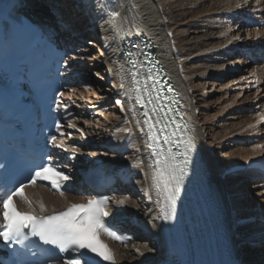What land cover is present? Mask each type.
<instances>
[{
  "label": "bare ground",
  "instance_id": "obj_1",
  "mask_svg": "<svg viewBox=\"0 0 264 264\" xmlns=\"http://www.w3.org/2000/svg\"><path fill=\"white\" fill-rule=\"evenodd\" d=\"M23 4L26 13L61 44L74 49L67 61L68 76L74 81L63 96L77 118L68 123L67 137L60 140L68 150H79L72 155L71 175L77 179L81 169L91 170L104 161L126 182L127 196L113 198L109 211L118 209L126 216L138 238L128 245L111 243L118 264H157L163 253L150 152L138 116L124 95L128 88L123 49L138 43L140 34L157 47L159 59L183 95L225 209L237 258L244 264H264V178L239 169L264 156V148L258 147L264 145L260 119L264 28L246 21L264 17V0H24ZM113 11L120 14V32L109 23ZM235 36L240 39L234 40ZM250 54L261 62L253 63ZM117 99L123 102V111ZM29 192L35 212L41 202L49 212L81 200L42 187ZM117 200L125 204L117 206Z\"/></svg>",
  "mask_w": 264,
  "mask_h": 264
},
{
  "label": "snow or ice",
  "instance_id": "obj_2",
  "mask_svg": "<svg viewBox=\"0 0 264 264\" xmlns=\"http://www.w3.org/2000/svg\"><path fill=\"white\" fill-rule=\"evenodd\" d=\"M119 15L115 11L110 13L109 23L112 24L116 32L121 31L117 23ZM233 39L239 40L240 37L235 36ZM128 63L132 69L130 76L135 96L133 98L128 95V91H125L124 95L128 96L132 111H139L143 117L142 121H137V125L140 131L147 136V148L153 157L150 165L152 183L157 195V203L161 204L158 219L171 222L176 219L177 201L195 164L194 156L198 150L196 137L182 116L179 120L177 119L178 109L166 108L156 103L159 97L152 96V92L157 90L158 82L155 78L150 74L141 78L140 73L136 70L135 61L129 60ZM149 82L151 83L149 84ZM120 88L124 89L125 85L121 83ZM116 103L121 105V111H123V102L117 99ZM150 105L151 107H149ZM260 119L264 120V115H261ZM69 126L76 127L75 124ZM60 128L61 126L57 124V132H60ZM125 131L130 132L131 130L125 129ZM161 133H163V137H161ZM60 134L63 135V133ZM47 142L54 148L68 151L67 146L55 135L50 136ZM258 147L264 148V145ZM78 151L73 147L71 154L75 156ZM47 159L51 161L52 157L49 156ZM244 159L247 162L249 158L245 157ZM134 166L139 167V164ZM69 179L70 177L65 172L53 164L47 163L37 166L29 176L28 183L34 185L38 180L49 181V186L54 191H60L63 195L62 185ZM24 189V183L11 188L0 187V218L3 220V223L0 224V238L6 242V245L8 243L19 244L30 237H36L44 245H52L61 253L80 254L74 258L64 259L63 264H81V258H83L84 264H98L95 258L115 264L112 250L100 239L101 233H106L117 241L123 242L125 239L107 223V218L110 216L109 197L94 196L86 203H74L66 209L54 210L51 213L47 212L45 205L41 202L39 204L40 211L37 214L32 207V200L25 194ZM15 197H19L30 210L20 211ZM115 204L117 206L124 205L125 201L117 200ZM136 251L140 255L144 254L139 248ZM85 253L91 255L85 256ZM228 264H234V262L229 261Z\"/></svg>",
  "mask_w": 264,
  "mask_h": 264
},
{
  "label": "rangeland",
  "instance_id": "obj_3",
  "mask_svg": "<svg viewBox=\"0 0 264 264\" xmlns=\"http://www.w3.org/2000/svg\"><path fill=\"white\" fill-rule=\"evenodd\" d=\"M97 54V53H96ZM211 88V87H210Z\"/></svg>",
  "mask_w": 264,
  "mask_h": 264
}]
</instances>
